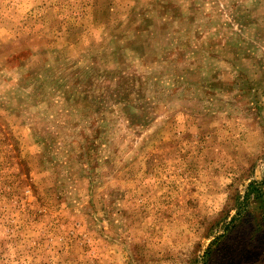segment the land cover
I'll return each mask as SVG.
<instances>
[{"label":"rangeland","instance_id":"rangeland-1","mask_svg":"<svg viewBox=\"0 0 264 264\" xmlns=\"http://www.w3.org/2000/svg\"><path fill=\"white\" fill-rule=\"evenodd\" d=\"M253 183L264 0H0V264H264Z\"/></svg>","mask_w":264,"mask_h":264},{"label":"trees","instance_id":"trees-1","mask_svg":"<svg viewBox=\"0 0 264 264\" xmlns=\"http://www.w3.org/2000/svg\"><path fill=\"white\" fill-rule=\"evenodd\" d=\"M262 185H263V183H253V184H250L248 186L249 194H248V192L246 193V196L244 198L245 203L250 200L251 196H252V198L254 196L253 200L255 202H257V203L260 202V200L264 196V193H261V187H262ZM250 194H253V195H250ZM238 215H239V213H238ZM233 219H235V218H233ZM263 220H264V218H263Z\"/></svg>","mask_w":264,"mask_h":264}]
</instances>
